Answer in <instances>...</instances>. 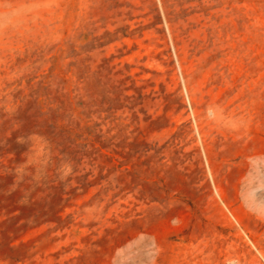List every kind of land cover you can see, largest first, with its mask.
<instances>
[{"label":"rangeland","instance_id":"obj_1","mask_svg":"<svg viewBox=\"0 0 264 264\" xmlns=\"http://www.w3.org/2000/svg\"><path fill=\"white\" fill-rule=\"evenodd\" d=\"M0 264H264V0H0Z\"/></svg>","mask_w":264,"mask_h":264}]
</instances>
